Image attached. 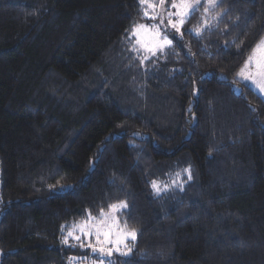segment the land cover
I'll return each mask as SVG.
<instances>
[{
  "label": "trees",
  "instance_id": "1",
  "mask_svg": "<svg viewBox=\"0 0 264 264\" xmlns=\"http://www.w3.org/2000/svg\"><path fill=\"white\" fill-rule=\"evenodd\" d=\"M206 5L144 59L139 0H0V264L87 255L65 231L120 201L136 239L105 264H264V98L236 76L264 0Z\"/></svg>",
  "mask_w": 264,
  "mask_h": 264
},
{
  "label": "snow or ice",
  "instance_id": "2",
  "mask_svg": "<svg viewBox=\"0 0 264 264\" xmlns=\"http://www.w3.org/2000/svg\"><path fill=\"white\" fill-rule=\"evenodd\" d=\"M203 0H172L167 11V25L166 27L175 29L176 32H180L181 26L184 25L186 20L196 10ZM219 0H208L207 5L204 8L205 14L211 9H214ZM140 6L143 10V17L151 20H159V24H153L151 26L144 24L133 25L131 35L137 36L136 44H140L144 47L148 53L155 55L157 50L163 51L166 46L172 45V40L168 39L166 34H162L161 27L165 26V15L163 10L165 9V0H159V3H155L154 0H139ZM160 9V11H157ZM175 18V19H173ZM205 27L207 21H205ZM196 34L200 33V29H195ZM141 32H148L151 34L155 43L148 47L144 41L139 39ZM135 47V46H134ZM148 57L145 56L144 59ZM143 62V61H141ZM236 76L246 82V85L250 84L258 89L260 92H264V39L259 41L252 49L250 55L245 59L243 65L236 73ZM139 135V133H136ZM91 168V162H90ZM185 172H189V169H185ZM179 173H177V177ZM189 179L191 176L189 175ZM51 187V186H50ZM62 188H71L73 185L65 184L61 185ZM167 186H165L166 188ZM152 188L159 194L161 191L157 181L152 182ZM128 205L124 201H120L118 204L108 205V212H105L103 208L99 211V218L93 216L89 211L87 218L82 223L74 225L73 231H69L68 234L62 240V243L68 244L69 237L77 242H80V247H84V243L81 242V236L91 238L93 235L96 237V244L102 245L99 248L94 247L91 243L88 244L92 247V250L99 251L102 255L111 256L113 251L120 253L121 255H129L132 249L125 242L127 239L135 240L137 230L129 229L127 224L121 225L119 219L116 216L120 210L127 208ZM63 227V226H62ZM79 229L81 235H75V229ZM113 237H116L113 239ZM111 245V246H108ZM120 245L126 249L121 251Z\"/></svg>",
  "mask_w": 264,
  "mask_h": 264
},
{
  "label": "rangeland",
  "instance_id": "3",
  "mask_svg": "<svg viewBox=\"0 0 264 264\" xmlns=\"http://www.w3.org/2000/svg\"><path fill=\"white\" fill-rule=\"evenodd\" d=\"M154 2L158 4L159 0H154ZM207 2H208V0H203L202 3L207 4ZM171 3H172V0H168L167 3L165 2V9L163 10L164 15H165V26L161 27V32H162V34H166L168 36V39L172 40V42H173L175 39H178L181 36V30H180V32H176L175 29H171V28L166 27V25H167V11L171 10L169 8ZM157 11H160V9H157ZM173 19H175V18H173ZM146 20L147 21H146V23L144 25L151 26L153 24H159V20H151V19H147V18H146ZM182 26H181V29H182ZM131 38H132L133 45L135 46V49L137 50V52H139V53H141L143 55V56L141 55L142 58H144L145 56L148 57V55H151L150 53H148L146 51V49L144 47H141L140 44H136V40L138 38L137 36L131 35ZM139 39L144 41V43L148 47H151L155 43V41L153 40L151 34L148 33V32H141L139 34ZM167 47H169V46H166L164 49H166ZM158 51L159 50H157V52ZM159 52H161V51H159ZM248 85L251 86L258 94H260L264 98V92H260L258 89H256L254 86H252L250 84H248ZM187 168L188 167H187L185 159H181L180 162H178L176 165L172 166L169 170L164 171V172L163 171L158 172V174H156V175L159 176L161 174L163 177L161 178V180L154 179L153 181H157L158 182V186L160 187L161 191L159 192V194H157L154 191V189L152 188L154 195L155 196H161L162 194L169 193L175 187L180 186L182 184V177L188 175V172L184 171ZM181 169H183V170H181ZM177 173H179L178 177H177ZM153 181H151V183ZM165 186H167V187L165 188ZM108 211H109V209L107 211H105V212H108ZM95 216H97V218H99V214L95 215ZM116 216H117V213H116ZM85 220H86V218L81 220V221H79V222H77V223L70 224L69 227L67 228V231H65V233H64L65 234L64 237L68 234L69 231H73L74 225L82 223ZM74 234L75 235H81V233L79 232L78 228L75 229ZM64 237L62 238V240L64 239ZM115 238L116 237H113V239H115ZM62 240L60 241V243H62ZM134 241L135 240H131L129 238L125 242L128 244V246L130 248H132ZM81 242L84 243V245H85L84 247H80V242H77V241L71 239L70 237H69L68 244L62 243V244L67 245L69 247L70 246L74 247V245H78L82 251L85 250L84 252H87V255L79 253L81 255H71V256H69L67 258V264H105L107 262V260L110 258V256L102 255L99 251H95L94 252L92 250V247L88 246L89 243H91L96 248H99V247L102 246V245H97L96 244V237L94 235L91 238L81 236ZM108 246H111V245H108ZM120 248H121V251H126V249L123 247V245H120ZM93 254L96 257L95 259H93L92 256H91ZM113 254L121 255L120 253H118L116 251H113L112 255Z\"/></svg>",
  "mask_w": 264,
  "mask_h": 264
}]
</instances>
